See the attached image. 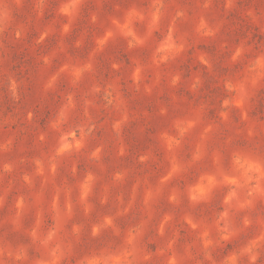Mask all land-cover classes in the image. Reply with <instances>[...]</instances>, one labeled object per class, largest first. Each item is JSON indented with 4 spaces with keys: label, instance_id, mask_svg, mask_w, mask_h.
I'll use <instances>...</instances> for the list:
<instances>
[{
    "label": "rangeland",
    "instance_id": "rangeland-1",
    "mask_svg": "<svg viewBox=\"0 0 264 264\" xmlns=\"http://www.w3.org/2000/svg\"><path fill=\"white\" fill-rule=\"evenodd\" d=\"M0 264H264V0H0Z\"/></svg>",
    "mask_w": 264,
    "mask_h": 264
}]
</instances>
